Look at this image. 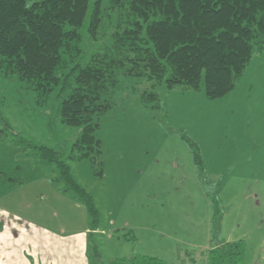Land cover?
<instances>
[{
    "label": "rangeland",
    "instance_id": "1",
    "mask_svg": "<svg viewBox=\"0 0 264 264\" xmlns=\"http://www.w3.org/2000/svg\"><path fill=\"white\" fill-rule=\"evenodd\" d=\"M106 30L101 29L102 41ZM23 84L0 72L1 116L17 133L12 141L0 138V208L30 227L91 231L85 202L66 189L56 164L38 148L69 154L82 127L61 121L55 92L39 104L36 92ZM152 89L158 101L143 102L142 92ZM114 100L97 130L102 174L91 159L69 161L99 209V226L90 235L95 264L135 255L207 264L209 249L240 240L242 264H264L261 53L253 54L234 89L221 97L206 95L204 79L195 89L129 77ZM188 139L198 147L202 166Z\"/></svg>",
    "mask_w": 264,
    "mask_h": 264
},
{
    "label": "trees",
    "instance_id": "2",
    "mask_svg": "<svg viewBox=\"0 0 264 264\" xmlns=\"http://www.w3.org/2000/svg\"><path fill=\"white\" fill-rule=\"evenodd\" d=\"M102 28H108L104 41ZM255 52L264 60V0H0V72L17 76L36 92L39 104L55 92L61 121L82 127L69 154L38 148L56 164L67 189L85 202L94 229L99 209L69 161L91 159L102 174L97 130L124 78L195 89L204 79L206 95L217 98L234 89ZM141 97L154 103L159 94L144 90ZM16 135L0 112V138L12 141ZM188 140L202 166L198 147ZM243 258L244 242L229 241L209 249L207 264H242ZM108 264L171 263L135 255Z\"/></svg>",
    "mask_w": 264,
    "mask_h": 264
},
{
    "label": "crops",
    "instance_id": "3",
    "mask_svg": "<svg viewBox=\"0 0 264 264\" xmlns=\"http://www.w3.org/2000/svg\"><path fill=\"white\" fill-rule=\"evenodd\" d=\"M0 214L5 215L0 220V264H95L90 235L97 228L56 232L34 224L27 226L19 216L2 208Z\"/></svg>",
    "mask_w": 264,
    "mask_h": 264
}]
</instances>
